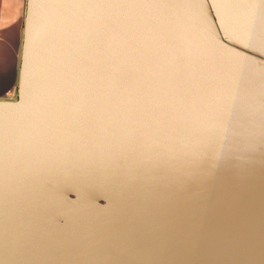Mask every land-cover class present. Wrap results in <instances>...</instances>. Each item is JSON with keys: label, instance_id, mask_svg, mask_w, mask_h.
Returning a JSON list of instances; mask_svg holds the SVG:
<instances>
[{"label": "water", "instance_id": "water-1", "mask_svg": "<svg viewBox=\"0 0 264 264\" xmlns=\"http://www.w3.org/2000/svg\"><path fill=\"white\" fill-rule=\"evenodd\" d=\"M256 177L264 0H28L0 264H264Z\"/></svg>", "mask_w": 264, "mask_h": 264}, {"label": "crops", "instance_id": "crops-1", "mask_svg": "<svg viewBox=\"0 0 264 264\" xmlns=\"http://www.w3.org/2000/svg\"><path fill=\"white\" fill-rule=\"evenodd\" d=\"M28 0H0V99L14 97Z\"/></svg>", "mask_w": 264, "mask_h": 264}, {"label": "rangeland", "instance_id": "rangeland-1", "mask_svg": "<svg viewBox=\"0 0 264 264\" xmlns=\"http://www.w3.org/2000/svg\"><path fill=\"white\" fill-rule=\"evenodd\" d=\"M25 17H26V15H25ZM24 22H25V19H24ZM36 27H37V23L31 25V28L29 31V34H31L30 39L33 36V34H35ZM244 47L248 48V46H244ZM248 49H251V48H248ZM251 50H253V49H251ZM109 167H110V163H109ZM263 179H264L263 177H256L255 179H253V184H256V183L262 184V183H264ZM104 194H103L102 189H100L99 185H97V187H95V189L91 193V198L93 201H95L98 204H105L106 198L103 196ZM77 196H78L77 191H74V192H72V194H70L71 198H76Z\"/></svg>", "mask_w": 264, "mask_h": 264}]
</instances>
